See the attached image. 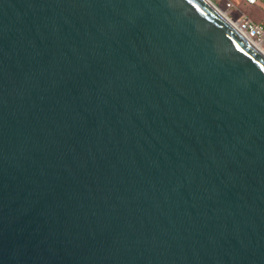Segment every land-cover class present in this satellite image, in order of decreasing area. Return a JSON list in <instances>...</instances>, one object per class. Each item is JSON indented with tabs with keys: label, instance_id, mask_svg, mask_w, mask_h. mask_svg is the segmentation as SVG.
I'll list each match as a JSON object with an SVG mask.
<instances>
[{
	"label": "water",
	"instance_id": "95a60500",
	"mask_svg": "<svg viewBox=\"0 0 264 264\" xmlns=\"http://www.w3.org/2000/svg\"><path fill=\"white\" fill-rule=\"evenodd\" d=\"M0 264H264V54L208 0H0Z\"/></svg>",
	"mask_w": 264,
	"mask_h": 264
},
{
	"label": "rangeland",
	"instance_id": "374dc122",
	"mask_svg": "<svg viewBox=\"0 0 264 264\" xmlns=\"http://www.w3.org/2000/svg\"><path fill=\"white\" fill-rule=\"evenodd\" d=\"M228 18H240L243 15L260 21L264 16V0H257L255 4H248L244 0H210ZM233 3L232 8H228V3ZM232 20V19H231Z\"/></svg>",
	"mask_w": 264,
	"mask_h": 264
},
{
	"label": "built area",
	"instance_id": "2783aa9c",
	"mask_svg": "<svg viewBox=\"0 0 264 264\" xmlns=\"http://www.w3.org/2000/svg\"><path fill=\"white\" fill-rule=\"evenodd\" d=\"M248 4H255L257 0H244ZM233 3L229 2L227 7L232 8ZM234 26L248 39L255 43L264 54V16L256 22L253 19L243 15L240 18H231Z\"/></svg>",
	"mask_w": 264,
	"mask_h": 264
},
{
	"label": "bare ground",
	"instance_id": "6f19581e",
	"mask_svg": "<svg viewBox=\"0 0 264 264\" xmlns=\"http://www.w3.org/2000/svg\"><path fill=\"white\" fill-rule=\"evenodd\" d=\"M208 1H210V0H208ZM211 2V1H210ZM212 3V2H211ZM212 5L215 7V9L224 17V18H226L228 21H231L232 23H233V21L234 20H231L230 18H228L223 12H221L213 3H212ZM234 24V23H233ZM250 40V39H249ZM251 41V40H250ZM252 42V41H251ZM253 43V42H252ZM254 45H255V47L258 49V50H260L261 52H262V50L255 44V43H253Z\"/></svg>",
	"mask_w": 264,
	"mask_h": 264
}]
</instances>
